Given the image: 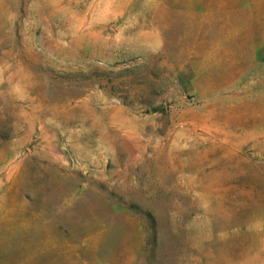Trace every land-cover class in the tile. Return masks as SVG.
<instances>
[{"label":"rangeland","instance_id":"374dc122","mask_svg":"<svg viewBox=\"0 0 264 264\" xmlns=\"http://www.w3.org/2000/svg\"><path fill=\"white\" fill-rule=\"evenodd\" d=\"M0 264H264V0H0Z\"/></svg>","mask_w":264,"mask_h":264}]
</instances>
